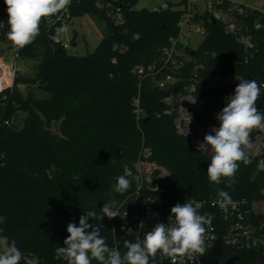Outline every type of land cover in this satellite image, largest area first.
Returning a JSON list of instances; mask_svg holds the SVG:
<instances>
[{"label": "trees", "instance_id": "16d2710c", "mask_svg": "<svg viewBox=\"0 0 264 264\" xmlns=\"http://www.w3.org/2000/svg\"><path fill=\"white\" fill-rule=\"evenodd\" d=\"M99 1L102 8L96 5ZM109 2L121 7L123 23L115 24L108 16ZM137 4L138 0H72L71 20L96 15L105 21L107 36L86 55L71 54L64 47L56 51L51 36L57 27L44 19L39 37L21 51L23 61L35 63V74H18L14 87L0 93V118L14 121L0 128V165H6L0 166V235L15 239L24 255H34L40 264H67L55 255L57 247L65 246L67 223L78 225L85 211H95L99 217L103 204L119 203L136 190L134 182L121 195L112 185L120 175H137L134 164L144 147L150 148L152 160L169 169L170 189L180 197L211 200L217 198L218 188L249 203L262 197L264 172L250 178L264 158V146L262 155L247 165L239 162L235 183L229 185L224 178L216 185L207 177L212 155L178 133L175 111L165 113L168 105L163 99L184 91L191 82L192 64L181 70L169 89L158 88L150 77L140 82L133 72L138 65L160 61L162 50L179 35L184 1L158 10L137 9ZM3 19L7 25V12ZM194 21L203 22L207 30L198 49H187L207 68L197 83V95L206 99L192 120L198 128L216 117L239 83L204 90L208 76L232 74L264 83V30L253 31L257 52L246 62L244 47L219 21L201 13ZM71 43L76 45V36ZM11 80L0 61V89ZM40 92L48 97H39ZM137 97L144 112L140 116L135 113ZM257 108L264 112V89ZM208 212L224 233L219 215L214 209ZM254 222L263 223L259 230L263 242L235 250L227 247L229 257H239L236 264H264V221ZM89 223H100L101 235L113 247L110 220L105 216Z\"/></svg>", "mask_w": 264, "mask_h": 264}, {"label": "built area", "instance_id": "2783aa9c", "mask_svg": "<svg viewBox=\"0 0 264 264\" xmlns=\"http://www.w3.org/2000/svg\"><path fill=\"white\" fill-rule=\"evenodd\" d=\"M183 8L185 12L179 23L180 33L176 38L170 40V45L162 50L160 61L151 63L147 66L138 65L133 72L140 79L150 77L154 84L160 89H169L176 85L179 80L181 70L187 64H192L190 70V83L184 87V91L174 95L171 93L163 99L168 105L165 110L166 114L177 112L175 126L179 134L189 137V129L192 126V120L195 114L200 111L201 106L206 99L197 95V83L202 71H205L206 65L200 63L194 56L185 35L186 26H196V30L207 35V30L203 22H195L194 16L197 13L206 14L212 21H219L225 29V32L233 35L236 40L244 47L246 52L245 61L248 62L257 52L254 41L253 31L264 30V5L249 4L244 0H183ZM139 2V0H138ZM97 7L102 8L104 5L101 1L97 2ZM167 6V5H166ZM163 6L154 10L166 8ZM108 16H110L115 24L123 23V15L121 7L113 6L112 3L106 4ZM6 13L4 0H0V61L9 69L12 74L11 84L0 89V93L4 90L14 87L15 78L22 73V69L18 66L21 60L22 49H17L11 45L5 35L7 25L3 19ZM70 7L67 11L61 12L57 16L45 18L51 27H65L71 20ZM56 28V29H57ZM62 33L57 34L56 31L51 36V41L68 49L70 46L61 39ZM10 57L13 64H6L1 58ZM240 78L232 74L227 77L215 74L210 75L203 86L204 90L218 89L226 84H236ZM264 84V83H262ZM135 113L143 115V109L140 107V99H134ZM14 123L12 118H0V128L3 126L10 127ZM257 136L264 137L261 134ZM188 139V138H187ZM263 148V147H262ZM261 148V149H262ZM260 149V150H261ZM152 152L150 148L144 147L141 154L134 164V170L141 176V186L136 188L132 194L123 198L119 203H114L120 208V216L110 220L114 245L122 253L126 251L124 241L131 240L135 242L137 239L142 240L146 232L150 231L156 223H168V217L171 214V208L177 204H183L187 200L200 204L201 214L209 213V209H214L224 223V233L220 227L211 223L208 227L207 239L205 240V254L208 253L218 236L220 231L223 236L224 245L231 250L249 247L262 243L259 237V230L262 229L263 223H255L254 219L261 218L264 221V187L261 191L262 197L249 203L247 200L233 199L238 202L235 209L230 206L225 210L216 203L214 199H194L184 198L176 195L171 189V172L168 168L160 165L151 159ZM255 156V153L249 155V159ZM130 173V171H128ZM204 255V254H203ZM202 255L196 254L189 256L168 257L158 253L156 258L160 263L170 264H201ZM226 253V258H228ZM221 262L220 264H223ZM20 264H40L37 257L32 254L24 255Z\"/></svg>", "mask_w": 264, "mask_h": 264}, {"label": "clouds", "instance_id": "9594fccd", "mask_svg": "<svg viewBox=\"0 0 264 264\" xmlns=\"http://www.w3.org/2000/svg\"><path fill=\"white\" fill-rule=\"evenodd\" d=\"M72 0H4L7 12V40L17 49L32 44L41 34V23L45 18L57 16L67 11ZM0 27L4 25L0 24ZM66 31L61 26L56 29L60 34ZM264 84L256 80H240L234 94L226 98V106L216 114L219 127H213L205 134L204 142L212 150L211 161L207 166V177L211 183L219 185L227 178L229 185L235 183V174L239 162L247 165L249 151L262 155L260 148L254 144L250 133L253 129H264V112L257 108V101ZM6 166V165H0ZM264 172V158L260 159L251 180ZM141 176L131 178L120 175L112 185V190L121 195L128 192L135 182L141 186ZM216 203L222 209L229 206L235 209L238 205L231 195L217 189ZM200 204L187 200L171 208L168 223H156L143 239L124 241L123 253L118 248L110 247L101 235V224L89 223V220L100 221L103 217L109 220L120 216V208L114 203H105L99 217L95 211H85L79 217V224L69 221L66 231L68 236L63 247H57V259L67 264H154L158 253L168 257L193 256L205 254V240L213 216L201 214ZM2 231V230H0ZM24 253L18 248L15 239L0 235V264H20Z\"/></svg>", "mask_w": 264, "mask_h": 264}, {"label": "rangeland", "instance_id": "374dc122", "mask_svg": "<svg viewBox=\"0 0 264 264\" xmlns=\"http://www.w3.org/2000/svg\"><path fill=\"white\" fill-rule=\"evenodd\" d=\"M249 4H259L264 5V0H244ZM180 0H139L136 8L142 9L147 8L150 10H154L157 8H161L170 3H178ZM180 8H183L182 6ZM66 31L63 32L60 36V39L67 43L70 47L67 49L71 54H79L86 55L87 53H91L95 51L103 38H105L108 34V29L105 21L101 20L96 15H84L77 16L70 20L65 25ZM185 35L187 36V40L189 41L190 47L192 50L198 49L201 42L204 40L205 35L203 32L197 31L196 26H186L184 29ZM76 36V45L71 43L72 38ZM3 62L6 64H13L12 59L8 56L5 58H1ZM18 66L22 69V73L29 76L35 74V63L33 62H25L22 59L19 61ZM39 97H48L47 93L40 92L38 94ZM174 112V111H173ZM176 112V111H175ZM177 117L174 118V124ZM23 118V115H21ZM176 127V126H175ZM213 127H219V121L216 117L207 123V125L199 126L198 128H194L193 124L189 129L188 140L199 150H202L207 155H212V150L210 146L203 143L205 134L211 132ZM57 126H54L53 130H56ZM257 134H261L264 136V129H253L250 133V136L258 148H262L264 146V137L257 136ZM254 153L253 151H249L248 155ZM1 228V225H0Z\"/></svg>", "mask_w": 264, "mask_h": 264}, {"label": "water", "instance_id": "95a60500", "mask_svg": "<svg viewBox=\"0 0 264 264\" xmlns=\"http://www.w3.org/2000/svg\"><path fill=\"white\" fill-rule=\"evenodd\" d=\"M212 21L214 22V20ZM51 44L56 51L61 48L59 44L53 41H51ZM226 253H227V249L226 246L224 245L223 236L222 233L219 231L212 249L208 253L201 256L200 262L201 264H220L221 262L224 261L223 264H236L239 257L231 256L226 258ZM150 264H152V262H150ZM154 264H170V263H160L156 258Z\"/></svg>", "mask_w": 264, "mask_h": 264}, {"label": "bare ground", "instance_id": "6f19581e", "mask_svg": "<svg viewBox=\"0 0 264 264\" xmlns=\"http://www.w3.org/2000/svg\"><path fill=\"white\" fill-rule=\"evenodd\" d=\"M10 74H11V72H10ZM11 79H12V74H11Z\"/></svg>", "mask_w": 264, "mask_h": 264}]
</instances>
